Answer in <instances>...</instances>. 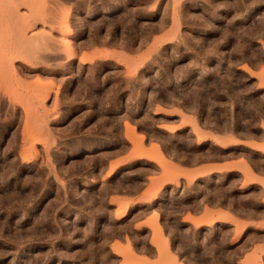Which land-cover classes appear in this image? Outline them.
Masks as SVG:
<instances>
[{
    "label": "rangeland",
    "instance_id": "1",
    "mask_svg": "<svg viewBox=\"0 0 264 264\" xmlns=\"http://www.w3.org/2000/svg\"><path fill=\"white\" fill-rule=\"evenodd\" d=\"M0 264H264V0H0Z\"/></svg>",
    "mask_w": 264,
    "mask_h": 264
},
{
    "label": "crops",
    "instance_id": "2",
    "mask_svg": "<svg viewBox=\"0 0 264 264\" xmlns=\"http://www.w3.org/2000/svg\"><path fill=\"white\" fill-rule=\"evenodd\" d=\"M233 164H234V161L196 164V165H193L191 168H186V170L188 171L187 172L188 175H204L206 173L219 172L221 170L228 169ZM144 221L145 219L141 220V222H144Z\"/></svg>",
    "mask_w": 264,
    "mask_h": 264
},
{
    "label": "bare ground",
    "instance_id": "3",
    "mask_svg": "<svg viewBox=\"0 0 264 264\" xmlns=\"http://www.w3.org/2000/svg\"><path fill=\"white\" fill-rule=\"evenodd\" d=\"M34 14H35V13H34ZM32 16H33V15H32ZM35 16H36V17H35L34 19L37 21V19H38L37 16H38V15H35ZM33 17H34V16H33ZM33 17H32V18H33ZM44 17H45V16H44ZM36 18H37V19H36ZM34 19H33V20H34ZM45 19H46V18H45ZM33 20H31V21H33ZM35 20H34V21H35ZM36 21H35V22H36ZM54 23H55V22H54ZM51 24H52V23H51ZM66 31H67V30H66ZM65 33H66V32H65ZM42 39H43V38H40V39H37V40H38V41H41ZM37 40H36V41H37ZM42 45H43V43H42ZM47 45H48V44H47ZM65 45H68V43L65 44ZM69 45H70V44H69ZM69 45H68L67 49H69V52H71V53H70V55H68V56L72 57V56H71V55H72V51L70 50L71 45H70V47H69ZM40 48H41V47H40ZM67 51H68V50H67ZM68 54H69V53H68ZM73 55H74V54H73ZM44 93H46V92H44ZM38 94H39V93H38ZM217 141H218V140H217L216 138H214V139L212 138V141H211V142H212V143H214V142L217 143ZM218 142H219V141H218ZM121 206H122L124 209H126V208L128 207L127 205H122V204H121ZM217 218H220V216L217 217ZM222 218H223V216H222L220 219H222ZM223 219H224V218H223ZM223 219H222V220H223ZM217 221H220V220H217Z\"/></svg>",
    "mask_w": 264,
    "mask_h": 264
}]
</instances>
